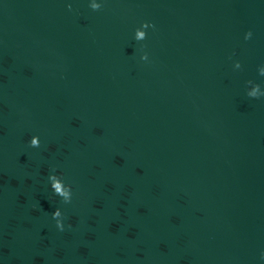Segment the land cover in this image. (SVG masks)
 Here are the masks:
<instances>
[{"label":"water","instance_id":"95a60500","mask_svg":"<svg viewBox=\"0 0 264 264\" xmlns=\"http://www.w3.org/2000/svg\"><path fill=\"white\" fill-rule=\"evenodd\" d=\"M0 264H264V0H0Z\"/></svg>","mask_w":264,"mask_h":264}]
</instances>
